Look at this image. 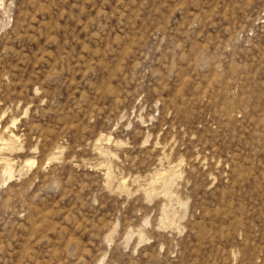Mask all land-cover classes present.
Returning a JSON list of instances; mask_svg holds the SVG:
<instances>
[{
	"label": "rangeland",
	"instance_id": "obj_1",
	"mask_svg": "<svg viewBox=\"0 0 264 264\" xmlns=\"http://www.w3.org/2000/svg\"><path fill=\"white\" fill-rule=\"evenodd\" d=\"M4 132L0 264H264V0H0Z\"/></svg>",
	"mask_w": 264,
	"mask_h": 264
},
{
	"label": "bare ground",
	"instance_id": "obj_2",
	"mask_svg": "<svg viewBox=\"0 0 264 264\" xmlns=\"http://www.w3.org/2000/svg\"><path fill=\"white\" fill-rule=\"evenodd\" d=\"M5 133V132H4ZM5 138H6V140L8 141V144H6V143H4V141H6L5 140ZM18 139V138H17ZM16 141V137L13 135V134H11L10 132L8 133H5V136H4V134H3V136L0 134V149L1 148H4V147H8V145H10V144H13L14 142ZM2 150V149H1ZM7 155V154H6ZM104 155V154H103ZM99 158V157H98ZM18 162V161H17ZM13 163H11L10 161H9V159H8V161L7 160H3V163H2V169H3V172L4 173H6L8 176V178H10L11 177V173H12V169H13V165H12ZM34 164V162L33 161H29V162H27V165L25 164V166H28L29 168H31L32 167V165ZM31 166V167H30ZM175 167V166H174ZM1 168V167H0ZM169 170V169H168ZM21 171H23V170H21ZM167 171V170H166ZM173 171V170H172ZM14 172V171H13ZM171 172V171H170ZM17 173H18V170H17ZM169 174V173H168ZM168 174L166 175L165 173H162V172H159L157 175H156V177H155V181H159V182H162V184L163 185H168L170 182H169V180L170 179H168ZM175 174V173H174ZM19 175V174H18ZM4 176V175H3ZM173 177V176H172ZM7 178V179H8ZM121 180V179H120ZM136 181V180H135ZM154 181V180H153ZM122 182V181H121ZM122 184V187H123V185H124V182L123 183H121ZM140 187V186H139ZM167 187V186H166ZM117 190V189H116ZM121 191V190H120ZM122 192V191H121ZM153 192V191H152Z\"/></svg>",
	"mask_w": 264,
	"mask_h": 264
}]
</instances>
